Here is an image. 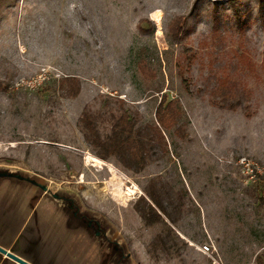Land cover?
Segmentation results:
<instances>
[{"label": "rangeland", "instance_id": "1", "mask_svg": "<svg viewBox=\"0 0 264 264\" xmlns=\"http://www.w3.org/2000/svg\"><path fill=\"white\" fill-rule=\"evenodd\" d=\"M66 77L80 81L74 99L59 90ZM222 78L247 91L236 109L211 103ZM162 94L181 104L186 140L139 175L92 158L77 127L85 106L120 98L148 122ZM242 157L264 167L257 0H0L1 249L28 264H256L264 208L242 184ZM156 175L187 192L172 226L185 246L158 260L146 248L161 225L133 208Z\"/></svg>", "mask_w": 264, "mask_h": 264}, {"label": "trees", "instance_id": "2", "mask_svg": "<svg viewBox=\"0 0 264 264\" xmlns=\"http://www.w3.org/2000/svg\"><path fill=\"white\" fill-rule=\"evenodd\" d=\"M238 0H227L234 6ZM260 16L264 18V0H257ZM182 24L180 18L174 20L166 31L168 43L176 45L180 39ZM138 71L143 77L152 76V70L140 61ZM152 81V80H145ZM59 90L67 99L76 98L81 90L80 81L66 77L59 81ZM247 91L236 83L222 78L216 81L209 95L211 103L220 108L233 110L241 105ZM185 112L176 99H168L162 94L155 108L154 119L148 122L132 105L116 97H100L98 105L83 108L77 127L82 134L89 152L101 161H111L121 171L142 174L150 165L169 155L168 145L175 139L186 140ZM143 195L134 203L133 208L144 226L151 228L161 225L160 231L146 248L147 254L154 260L179 255L185 243L179 238L172 226L183 214L187 205L185 190H174L163 181L161 175L149 178L142 186ZM251 195L260 207L264 208V199L257 189ZM256 264H264V254L255 259ZM211 264V263H209Z\"/></svg>", "mask_w": 264, "mask_h": 264}, {"label": "built area", "instance_id": "3", "mask_svg": "<svg viewBox=\"0 0 264 264\" xmlns=\"http://www.w3.org/2000/svg\"><path fill=\"white\" fill-rule=\"evenodd\" d=\"M242 184L246 187L257 189L260 196L264 199V167L247 158H239L236 161ZM203 253H212L215 251L209 244L200 247Z\"/></svg>", "mask_w": 264, "mask_h": 264}, {"label": "water", "instance_id": "4", "mask_svg": "<svg viewBox=\"0 0 264 264\" xmlns=\"http://www.w3.org/2000/svg\"><path fill=\"white\" fill-rule=\"evenodd\" d=\"M0 254L4 255L6 258L14 261L17 264H28V263L24 262L22 259H20L19 257L13 255L12 253H10L4 249H1V248H0Z\"/></svg>", "mask_w": 264, "mask_h": 264}, {"label": "crops", "instance_id": "5", "mask_svg": "<svg viewBox=\"0 0 264 264\" xmlns=\"http://www.w3.org/2000/svg\"><path fill=\"white\" fill-rule=\"evenodd\" d=\"M5 250L11 253L9 247H7ZM0 260H1V261H0V264H9V263L17 264V263H15V262H13L12 260L6 258V257H5L4 255H2V254H0Z\"/></svg>", "mask_w": 264, "mask_h": 264}, {"label": "bare ground", "instance_id": "6", "mask_svg": "<svg viewBox=\"0 0 264 264\" xmlns=\"http://www.w3.org/2000/svg\"><path fill=\"white\" fill-rule=\"evenodd\" d=\"M94 160H96V161H99V162H101L100 160H98V159H96V158H94V157H92Z\"/></svg>", "mask_w": 264, "mask_h": 264}]
</instances>
